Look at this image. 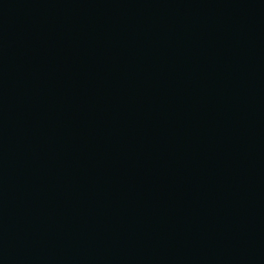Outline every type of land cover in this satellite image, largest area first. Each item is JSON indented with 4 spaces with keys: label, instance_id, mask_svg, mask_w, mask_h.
I'll return each instance as SVG.
<instances>
[{
    "label": "water",
    "instance_id": "obj_1",
    "mask_svg": "<svg viewBox=\"0 0 264 264\" xmlns=\"http://www.w3.org/2000/svg\"><path fill=\"white\" fill-rule=\"evenodd\" d=\"M0 264H264V0H0Z\"/></svg>",
    "mask_w": 264,
    "mask_h": 264
}]
</instances>
